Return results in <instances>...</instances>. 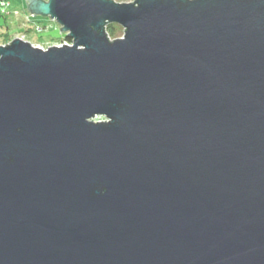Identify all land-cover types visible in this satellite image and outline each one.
I'll use <instances>...</instances> for the list:
<instances>
[{"label": "water", "instance_id": "water-1", "mask_svg": "<svg viewBox=\"0 0 264 264\" xmlns=\"http://www.w3.org/2000/svg\"><path fill=\"white\" fill-rule=\"evenodd\" d=\"M25 1L72 43L0 45V264H264V0Z\"/></svg>", "mask_w": 264, "mask_h": 264}, {"label": "rangeland", "instance_id": "rangeland-1", "mask_svg": "<svg viewBox=\"0 0 264 264\" xmlns=\"http://www.w3.org/2000/svg\"><path fill=\"white\" fill-rule=\"evenodd\" d=\"M8 1H10L11 9L13 11L17 9L21 13L9 17H5L0 13V35L1 32H4L5 25L7 24L8 32L11 33L12 35H15L14 36L15 38L18 37L17 35H20L24 30L23 28L24 25L22 24V21L25 18V14L27 13L30 15L31 13L26 9L25 0H8ZM115 1H120V0H115ZM131 1L133 0H123L122 2H131ZM30 23L38 24V26L41 27L40 30L37 29L36 31H29L25 33L26 34L25 40H29V42L32 43L34 46H39L41 48L44 47L46 49L49 45H58L60 43V41L58 40H60L64 35H66V32L59 30V28L61 27L60 24L57 23V21L51 19L47 15L46 16L40 14H36L35 16L30 15ZM121 29L122 30L121 32L118 33L117 37L123 35L124 29L122 27ZM0 42H1V37H0ZM4 44L0 43V45H4Z\"/></svg>", "mask_w": 264, "mask_h": 264}, {"label": "trees", "instance_id": "trees-1", "mask_svg": "<svg viewBox=\"0 0 264 264\" xmlns=\"http://www.w3.org/2000/svg\"><path fill=\"white\" fill-rule=\"evenodd\" d=\"M123 1V0H122ZM121 0L120 1H117V2H122ZM7 17V16H5ZM22 24L24 25V30L23 32L20 34V35H25L26 36V32H29V31H36L32 26L30 25H27V24H24V22H22ZM105 29L107 30V35L109 37V39H112L113 38H116L118 36V33L121 32V27L115 23V22H112V23H108L105 27ZM15 35H12L11 33L8 32V26L7 24L5 25V30L4 32H1V42L0 43H7L9 42L10 40H12L14 38ZM58 41H66V42H70L71 41V38L68 37L67 35H64L60 40Z\"/></svg>", "mask_w": 264, "mask_h": 264}, {"label": "built area", "instance_id": "built-area-1", "mask_svg": "<svg viewBox=\"0 0 264 264\" xmlns=\"http://www.w3.org/2000/svg\"><path fill=\"white\" fill-rule=\"evenodd\" d=\"M0 13L1 15L4 16H14L17 14H20L21 12L17 9H15L14 11L11 9V3L8 0H0ZM24 24L30 25L32 26L35 30H40L41 27L38 26V24H34V23H30V15L29 14H25V18L23 19ZM18 37L22 38L23 40H25L26 36L25 35H17ZM26 41V40H25ZM29 41V40H28ZM10 42V41H9ZM8 43V42H7ZM72 42H66V41H61L58 45L61 44H71ZM43 49H45L44 47H42Z\"/></svg>", "mask_w": 264, "mask_h": 264}, {"label": "crops", "instance_id": "crops-1", "mask_svg": "<svg viewBox=\"0 0 264 264\" xmlns=\"http://www.w3.org/2000/svg\"><path fill=\"white\" fill-rule=\"evenodd\" d=\"M25 5H26V1H25Z\"/></svg>", "mask_w": 264, "mask_h": 264}]
</instances>
